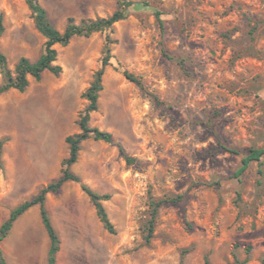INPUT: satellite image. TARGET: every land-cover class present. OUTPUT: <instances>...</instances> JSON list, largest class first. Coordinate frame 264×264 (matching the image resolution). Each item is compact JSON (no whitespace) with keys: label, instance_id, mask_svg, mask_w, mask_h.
<instances>
[{"label":"rangeland","instance_id":"rangeland-1","mask_svg":"<svg viewBox=\"0 0 264 264\" xmlns=\"http://www.w3.org/2000/svg\"><path fill=\"white\" fill-rule=\"evenodd\" d=\"M37 1L60 32L69 19L79 24L117 9L116 0ZM127 1L126 18L110 30L55 46L58 75L44 72L23 93L0 96V225L61 176L65 138L80 131L89 104L82 95L108 36L112 57L88 125L114 143L85 140L69 170L109 196L102 205L114 233L80 184L65 183L46 197L57 264H262L264 157L234 174L249 150L264 147V0ZM0 15L8 68L21 57L36 61L45 39L24 0H0ZM178 196L158 209L146 242L150 199ZM0 248L6 264H47L38 206L16 220Z\"/></svg>","mask_w":264,"mask_h":264},{"label":"trees","instance_id":"trees-1","mask_svg":"<svg viewBox=\"0 0 264 264\" xmlns=\"http://www.w3.org/2000/svg\"><path fill=\"white\" fill-rule=\"evenodd\" d=\"M27 5L34 22L35 29L37 32L45 39L43 52L39 58L32 62L25 57H21L13 71L8 68L7 58L0 51V73L2 76V82L0 84V96L10 90H16L23 93L29 84V78L35 81H40L41 76L44 72H50L53 75H58L61 72L59 66L54 65L57 59V51L55 49L56 45L62 47L67 46L70 41L75 37H85L88 38L91 35L110 30L112 26L126 18V13L128 8L132 5L131 2L127 0H116L117 9L110 17L95 19V20H83L79 24L74 23L72 19H69L68 24L65 29L60 32L58 31L50 22L46 10L38 3L37 0H24ZM156 19L161 25V20L159 18V13H156ZM4 33L3 17L0 15V38ZM110 38L107 36L105 39V45L103 47V56L101 59L100 69L96 71L93 76V81L91 82L88 89L83 93L82 97L88 101V106L83 111L78 126L79 133L68 136L65 138V143L69 146V156L64 159L61 163L62 170L61 176L55 181L49 183L43 187L39 193L31 200L25 201L24 203L13 209L6 221L0 225V242L7 237L11 231L13 224L16 220L26 213L30 208L34 206L39 207V215L41 219L42 226L49 239V250L47 255V264H57V254L60 249V240L58 234L56 233L46 209V197L49 194H56L60 191L65 183L73 182L80 184L82 191L88 196L90 202L92 203L96 215L103 225L104 229L113 234L114 228L111 224L108 215L105 211L102 201L109 199L108 195H98L91 191L87 186L81 184V180L78 176L70 172L69 168L76 163L78 158V153L80 150V144L87 139L92 138L95 141H101L107 144H113V137L108 132L100 131L96 128H90L88 125L90 113L97 110V101L99 93L102 90V76L104 74L105 68L110 65L111 60V44ZM124 77L143 89L141 81L134 77L128 72L123 73ZM155 101L157 99L151 96ZM3 141L0 140V168H1V154H2ZM119 152L124 155L122 147L118 146ZM229 151V150H227ZM232 153H236L231 151ZM264 157V147L254 148L249 150L248 154L244 156L241 160V167L235 172L234 176L236 178L240 177L253 162H260ZM130 161V160H127ZM181 199V196L176 198L154 201L150 199L149 201V216L147 235L145 241L149 242L152 238L154 231V221L157 216L158 209L166 202H177ZM262 264H264V259H262ZM0 264H6L1 248H0ZM179 264H182L181 262ZM205 264H209L206 261ZM238 264V263H236Z\"/></svg>","mask_w":264,"mask_h":264}]
</instances>
